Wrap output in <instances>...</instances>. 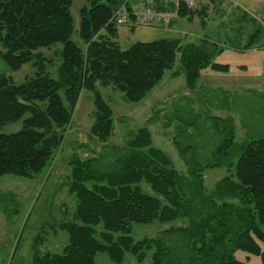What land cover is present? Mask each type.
<instances>
[{
	"label": "trees",
	"instance_id": "trees-1",
	"mask_svg": "<svg viewBox=\"0 0 264 264\" xmlns=\"http://www.w3.org/2000/svg\"><path fill=\"white\" fill-rule=\"evenodd\" d=\"M73 3L0 0V55L13 71L26 64L37 69L21 83L0 74V178L32 179L43 171L60 144L59 129L70 122L84 89L94 94L91 135L106 143L114 134L115 119L98 83L139 103L178 59L189 87L208 68L229 71L228 64L214 61L224 48L207 41L181 44L166 37L121 48L114 14L122 1L86 0L78 22ZM128 6L124 8L130 21L136 22ZM206 9L181 4L178 16L192 20L196 14L205 16ZM76 34L84 48L75 41ZM53 48L60 60L52 73L48 67L53 59L43 49ZM18 121L20 130L1 131ZM221 122L223 138L207 161L191 157L192 147L176 141L187 174L154 144L148 127L139 128L125 146L110 147L99 157L73 156L68 186L77 207L70 220L59 223L68 244L61 254H43L42 230L32 245V264H97L99 253L116 264L128 256L141 264L150 253L151 264H252V255L264 264V136L236 144L232 121ZM223 166L230 173L207 191L204 171ZM144 184L152 192L144 190ZM179 219L186 224L173 225L155 238L132 236L135 224Z\"/></svg>",
	"mask_w": 264,
	"mask_h": 264
},
{
	"label": "rangeland",
	"instance_id": "rangeland-1",
	"mask_svg": "<svg viewBox=\"0 0 264 264\" xmlns=\"http://www.w3.org/2000/svg\"><path fill=\"white\" fill-rule=\"evenodd\" d=\"M85 3L86 0H74L71 9L76 22L79 21V9ZM210 3L205 16L196 14L189 20L175 14L170 20L164 19L166 27H133V22L129 21L118 26L116 40L121 48H128L137 41L166 37L178 38L181 44L207 41L224 48L214 61L228 64L229 71L208 68L195 86L189 87L178 59L157 87L139 103H130L113 86L103 87L98 83L99 91L113 108L115 119L114 134L106 143L91 135L94 94L84 89L70 122L59 129L60 144L43 171L32 179L10 175L0 178V264H32V245L42 230L41 252H63L69 237L59 228V223L70 220L77 207L76 197L68 186L72 172L70 161L75 155L82 159L99 157L110 147L125 146L139 128L148 127L154 144L171 156L181 173L187 174L176 141L192 147L191 157L207 161L223 138L220 133L222 119L232 121L236 144L264 136V0H211ZM74 39L84 48L77 34ZM56 49H43L45 55L53 59V64L48 67L52 73L60 60ZM36 71L31 64L13 71L0 55V74L11 76L17 83ZM21 128L22 121H18L4 126L1 131L10 133ZM236 159L237 155L232 161ZM229 173L228 167L224 166L206 169L207 191L214 189ZM143 188L152 192L146 184ZM185 224L184 219L172 223L135 224L132 236L155 238L173 225ZM96 229L100 230L99 227ZM239 253L240 257L245 255ZM151 255L141 264H151ZM250 262L261 264L262 260L260 256L252 255ZM97 264L116 263L99 253ZM123 264L140 263L135 257L128 256Z\"/></svg>",
	"mask_w": 264,
	"mask_h": 264
},
{
	"label": "built area",
	"instance_id": "built-area-1",
	"mask_svg": "<svg viewBox=\"0 0 264 264\" xmlns=\"http://www.w3.org/2000/svg\"><path fill=\"white\" fill-rule=\"evenodd\" d=\"M124 2L128 0H122ZM139 7L135 10L134 16L138 25H152L154 23L168 19L167 14H161L155 9L158 0H138ZM166 3H174L175 11L180 4H184L189 9H199L210 4L211 0H164ZM129 20V12L123 7L117 10L114 21L117 24H124Z\"/></svg>",
	"mask_w": 264,
	"mask_h": 264
},
{
	"label": "crops",
	"instance_id": "crops-1",
	"mask_svg": "<svg viewBox=\"0 0 264 264\" xmlns=\"http://www.w3.org/2000/svg\"><path fill=\"white\" fill-rule=\"evenodd\" d=\"M138 5H139V1L138 0H131V2L129 3V6L128 7H131V10H133ZM172 6H173V3L167 4L163 0H158L157 3H156V9L160 13L161 12L162 13H167V11H171L172 8H173ZM158 26H164V27H166L165 22H160V23H156L155 25H153V27H158Z\"/></svg>",
	"mask_w": 264,
	"mask_h": 264
}]
</instances>
